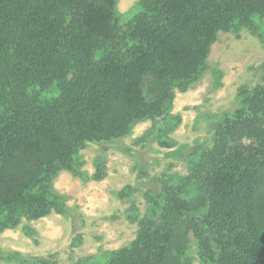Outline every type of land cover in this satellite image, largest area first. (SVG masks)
Returning <instances> with one entry per match:
<instances>
[{"label":"trees","instance_id":"16d2710c","mask_svg":"<svg viewBox=\"0 0 264 264\" xmlns=\"http://www.w3.org/2000/svg\"><path fill=\"white\" fill-rule=\"evenodd\" d=\"M136 6L123 20L117 0H0V231L66 212L52 180L89 177L79 154L88 142L114 143L150 120L135 142L173 144L174 91L203 73L219 31L264 41V0ZM235 99L207 140L168 152L186 173L159 174L142 215L128 208L133 240L93 264H193L194 248L202 264H264V84L241 85Z\"/></svg>","mask_w":264,"mask_h":264},{"label":"rangeland","instance_id":"374dc122","mask_svg":"<svg viewBox=\"0 0 264 264\" xmlns=\"http://www.w3.org/2000/svg\"><path fill=\"white\" fill-rule=\"evenodd\" d=\"M137 2L117 0L121 19L133 15ZM257 84H264V41L245 28L237 33L219 31L210 44L203 73L185 91H174L169 112L179 120L166 140L173 144L162 145L150 137L135 142L146 135L150 120L134 124L114 143L88 142L79 150L80 169L90 177L99 156L103 176L94 180L60 171L52 183L64 196L66 212H51L0 231V264L38 258L55 264H93L108 251L130 243L136 231V223L127 218L132 214L130 205L142 215L147 204L144 192L158 188L159 174L186 173L185 163L168 152L207 140L213 131L209 124L236 105L239 87ZM128 185L134 188L133 194L120 197L118 192ZM192 253L193 264H202L195 248Z\"/></svg>","mask_w":264,"mask_h":264}]
</instances>
